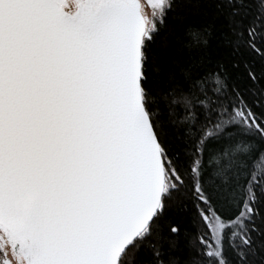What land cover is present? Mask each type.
Wrapping results in <instances>:
<instances>
[{
  "label": "snow or ice",
  "instance_id": "6c2138e0",
  "mask_svg": "<svg viewBox=\"0 0 264 264\" xmlns=\"http://www.w3.org/2000/svg\"><path fill=\"white\" fill-rule=\"evenodd\" d=\"M0 264H264V0H0Z\"/></svg>",
  "mask_w": 264,
  "mask_h": 264
},
{
  "label": "trees",
  "instance_id": "16d2710c",
  "mask_svg": "<svg viewBox=\"0 0 264 264\" xmlns=\"http://www.w3.org/2000/svg\"><path fill=\"white\" fill-rule=\"evenodd\" d=\"M177 11L183 16V22L188 24H196L199 23L200 17L198 16L197 12L193 10H186L181 8H178ZM171 22L175 23V17L170 18Z\"/></svg>",
  "mask_w": 264,
  "mask_h": 264
}]
</instances>
